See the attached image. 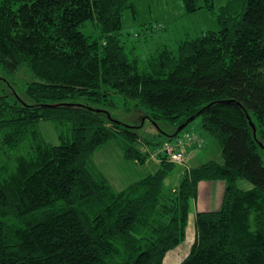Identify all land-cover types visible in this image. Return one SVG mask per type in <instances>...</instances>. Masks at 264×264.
Segmentation results:
<instances>
[{
    "label": "trees",
    "instance_id": "16d2710c",
    "mask_svg": "<svg viewBox=\"0 0 264 264\" xmlns=\"http://www.w3.org/2000/svg\"><path fill=\"white\" fill-rule=\"evenodd\" d=\"M126 9L137 15L133 0H0V64L30 74V101L0 95V264H163L185 240L202 179L226 181L222 205L195 213L179 264H264V0H228L217 30L163 46L142 67L120 31ZM113 94L173 126L167 138L200 116L223 163L189 167L166 190L174 164L159 153L155 174L114 190L91 161L98 146L118 140L125 159L143 162L138 144L150 142L111 116ZM41 124H53L54 141Z\"/></svg>",
    "mask_w": 264,
    "mask_h": 264
},
{
    "label": "rangeland",
    "instance_id": "374dc122",
    "mask_svg": "<svg viewBox=\"0 0 264 264\" xmlns=\"http://www.w3.org/2000/svg\"><path fill=\"white\" fill-rule=\"evenodd\" d=\"M205 1L198 0L201 4ZM227 1L212 0L211 10L205 5L197 8L194 12H190L186 10L183 0H133L137 15L133 16L129 13L130 10L126 9L123 12L120 31L128 39L130 45L134 47L132 49L137 58H140V66L142 67L150 54L163 46L176 51L178 44L184 39L195 38L207 29L217 30L219 23L216 21V13L219 11V6ZM81 28L87 34L99 33V28L95 23L86 22ZM29 79L30 74L27 66L21 67L15 73H9L0 64V95H4L10 102L30 101L25 93ZM106 105L111 116L117 120L129 125H138L137 133L150 142L152 150L167 138L166 135L164 136L166 130L169 129L167 122H152L147 118H140V107L134 101H127L123 96L113 94ZM196 122L201 123L200 116L187 123V126L181 130L188 128L195 130ZM40 127L45 136L50 139L49 141H54L56 130H54L53 124H41ZM2 134L0 129V138ZM260 152L264 162V149H261ZM181 169L179 165H174L169 170V174L163 179L164 189L168 190L178 185L180 179L178 174ZM236 184L241 189L251 186L250 181L244 178H237Z\"/></svg>",
    "mask_w": 264,
    "mask_h": 264
},
{
    "label": "crops",
    "instance_id": "0c3cea01",
    "mask_svg": "<svg viewBox=\"0 0 264 264\" xmlns=\"http://www.w3.org/2000/svg\"><path fill=\"white\" fill-rule=\"evenodd\" d=\"M143 118L146 119L147 117ZM195 124V130L188 128L187 130H180L179 133H190L195 136L193 141H191L188 146H186L184 161L178 163L172 162L174 165H179L182 168L178 174V177L180 178L184 171L189 169V167L200 165V163L212 159L218 163H223L224 161L222 148L219 146L216 138L212 135H209L203 129L200 122H196ZM167 125L169 126L170 130L168 129L166 132L173 130V126L169 125L168 123ZM137 127L139 126L137 125ZM165 133L164 136L166 135ZM46 138L50 140L48 137ZM55 139L56 132L54 135V140ZM138 146L140 149H142V151L145 150L147 152L143 162H138L133 159H125L123 156L122 145L118 140H110L107 143L101 144L93 153L91 161L95 170L106 179V181L112 186L114 190H122V188L130 185V183H133L135 180L144 178V176L147 175L155 174V172H157V170L161 167L162 160L160 159L158 149L156 148L159 145L154 147L153 150L150 148V144L146 143L145 141L142 142L141 145L138 144ZM225 185L226 181L221 179H202L198 183L196 191L197 195L194 198H191L189 201L190 206L187 213L188 218L186 224L185 240L180 245L170 249V251L166 253L162 261L163 264H179L182 258L189 252L195 235V213L202 210L212 211L214 209L220 208L225 192ZM251 187L252 185L244 190H247Z\"/></svg>",
    "mask_w": 264,
    "mask_h": 264
},
{
    "label": "built area",
    "instance_id": "2783aa9c",
    "mask_svg": "<svg viewBox=\"0 0 264 264\" xmlns=\"http://www.w3.org/2000/svg\"><path fill=\"white\" fill-rule=\"evenodd\" d=\"M194 138L195 136L190 133L177 134L174 138H166L156 148L158 149V153L164 154L170 161L174 163L182 162L185 158L186 146Z\"/></svg>",
    "mask_w": 264,
    "mask_h": 264
},
{
    "label": "water",
    "instance_id": "95a60500",
    "mask_svg": "<svg viewBox=\"0 0 264 264\" xmlns=\"http://www.w3.org/2000/svg\"><path fill=\"white\" fill-rule=\"evenodd\" d=\"M193 118H194V117L192 116V117L188 118L187 121H186L185 123L180 124V125L177 127L176 132H178V131H180L181 129H183V128L186 126L187 122L190 121V120L193 119ZM250 122H251V121H250ZM251 125H252L253 133H254V132H255V127H254L253 122H251Z\"/></svg>",
    "mask_w": 264,
    "mask_h": 264
}]
</instances>
